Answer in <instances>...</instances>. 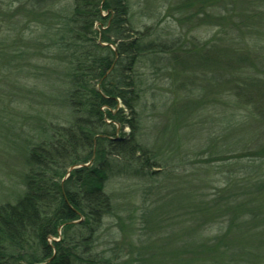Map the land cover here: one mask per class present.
Returning <instances> with one entry per match:
<instances>
[{
	"label": "trees",
	"instance_id": "obj_1",
	"mask_svg": "<svg viewBox=\"0 0 264 264\" xmlns=\"http://www.w3.org/2000/svg\"><path fill=\"white\" fill-rule=\"evenodd\" d=\"M60 1L0 0V83L21 93L16 100L33 93L23 81L44 80L60 92L43 99L68 113L64 124L39 120L43 139L27 147L24 192L0 206V264H264V0H181L177 23L213 32L186 41L136 30L127 0L55 9ZM42 59L40 77L23 73ZM144 59L172 76L176 123L200 138L203 127L212 131V171L192 163L177 175V163L201 154H162L141 138ZM126 172L163 174L155 190L167 192L164 204L142 211L144 223L154 213L150 245L119 243L105 227L116 216L106 183ZM214 225L219 232L207 236Z\"/></svg>",
	"mask_w": 264,
	"mask_h": 264
},
{
	"label": "rangeland",
	"instance_id": "obj_2",
	"mask_svg": "<svg viewBox=\"0 0 264 264\" xmlns=\"http://www.w3.org/2000/svg\"><path fill=\"white\" fill-rule=\"evenodd\" d=\"M180 1L127 0L134 28L142 30L145 27H151L154 35L164 41L176 39L186 41L192 37L200 39L210 37L213 33L211 29L191 28V26H184L183 23L182 26L177 23L176 20L180 15L174 9ZM70 3V0H62L59 4H56L55 9L63 8L70 5ZM146 60L144 59L139 65L141 79L146 82L143 88L147 97L146 106L140 113L142 117L141 138L145 139L146 143L149 141L150 145L156 146L162 154H175L172 151L180 148L181 151L178 154H201L192 159L183 160V165L177 163L176 166H179L176 170L177 175L189 174L193 167L192 163H194V171L203 172L206 167L212 168V171L219 166L218 162H209L213 159H209L208 154L213 151H209L206 139L212 131L207 128L208 126L203 127L201 133H204V137L200 138L197 135L200 133L197 132L196 134L195 132L192 134L187 127L183 126V123H180V125L176 123L179 118L175 117L171 110L169 112L170 80L172 76L168 75L163 64H157L156 70L151 68ZM44 62L43 59L32 62V66L36 65V69L31 68L29 64L27 70L23 73L29 72L32 76L40 77L42 73H45L41 69L45 66L44 64H47ZM23 82H26L23 85L29 88L28 90H32L33 93L31 96H21L16 100L15 96H19L21 93L12 85L0 83V206L6 203H14L24 192L22 180L27 169L25 165L27 147L30 143L36 144L43 139L41 129L38 128L39 120L43 118L51 123L64 124L68 116L67 109L64 104L60 103L61 101L58 102L57 99V101L51 102L48 100V103L42 97L46 94L57 98L60 92L57 87L51 88L44 80L42 82L35 81L31 77ZM36 92L40 97L36 95ZM150 94H153V97ZM5 97L7 99L3 101ZM118 108H121L120 102H118ZM203 116L210 115L204 114ZM205 119L203 118V120ZM128 132L127 128L122 131L125 134ZM120 133L119 126H116V136L120 137ZM215 140L216 137L213 136V144ZM199 143H203V145L200 144L197 149L193 147V145L198 146ZM159 174L156 173L153 177H140L126 172L112 174L107 181L105 192L111 199L116 216L107 218L105 227L117 234L116 241L119 243L125 241V243L137 247L150 245L152 234L151 231L149 232V227L152 229L153 221L151 218L154 213H151L152 215L149 217L150 223H144L141 221V217L143 210H145L144 213H147L148 210L155 211L157 206L162 205L163 202L161 201L166 199L167 192L157 193V190H155L163 184V174ZM208 177H211L212 181L215 182L213 186L220 181L219 175L209 174ZM164 184L167 183L164 182ZM203 191H201L203 194L212 192L211 188ZM129 217H134L132 222L128 221ZM131 223L134 224L132 229L129 228ZM218 232L219 228L214 225L206 231V234L211 237ZM169 233L170 230L167 228L165 234L168 235ZM119 248L121 249V247Z\"/></svg>",
	"mask_w": 264,
	"mask_h": 264
}]
</instances>
